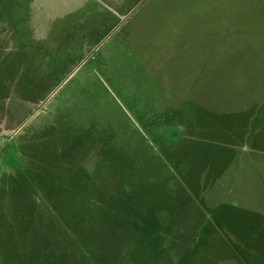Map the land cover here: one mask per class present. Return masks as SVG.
Listing matches in <instances>:
<instances>
[{"label":"rangeland","instance_id":"rangeland-1","mask_svg":"<svg viewBox=\"0 0 264 264\" xmlns=\"http://www.w3.org/2000/svg\"><path fill=\"white\" fill-rule=\"evenodd\" d=\"M101 6L109 12L91 19L102 12ZM233 16L235 27L227 30L226 20ZM74 18L80 21L81 31L91 24L115 26L100 42L91 43L90 49L83 47L86 55L63 76L69 61L63 68L52 64L50 69L42 58L17 61L24 47L38 53L45 52L40 50L43 45L55 48L50 35L63 20L66 29ZM124 23L127 36L117 33ZM58 32L64 39V31ZM169 37L178 40L172 56L166 47ZM238 37L242 38L237 45ZM216 38L222 40L220 46ZM32 39L35 44L30 47ZM187 46L195 56L193 66L209 69L207 77L202 80L198 74L175 93L168 92L169 85L163 82L170 104L148 119L139 117L146 114L149 101L140 94L142 86H137L139 93L126 100L137 139L131 135L111 150L101 147L99 188L104 193L111 182L116 185L111 180L112 169L121 165L131 190L134 187L137 193L135 198L141 197L145 171H137L136 153L143 147L148 156L164 158L172 170L168 192L158 189L156 204L162 210L148 214L149 227H153L149 216H159L155 225L162 232L151 238L143 264H264V103L257 112L248 111L264 94V0H0L1 239L33 241L42 236L47 244V224L57 228L62 215L72 226L74 214L85 222L90 209L85 201L87 187L80 182L84 173L69 145L61 147L59 141L57 145L54 136L67 128L71 110H82L94 98L93 81H102L117 95L120 78L114 79V75L115 70L121 71L119 65L126 68L124 60L135 66L146 64V71L153 74L157 71L153 55L161 63L181 67L187 62L183 58ZM51 48H47L49 55ZM204 55L208 59L202 62ZM92 67L96 78L88 76ZM131 71V79H140L135 67ZM15 85L37 99L15 95ZM191 97L198 98L210 114H199L187 101L176 116L179 102ZM94 100L97 102V96ZM247 115H255L252 123ZM147 120L150 124L144 126ZM45 137L47 140L42 139ZM44 142L48 143L44 146ZM104 148L109 153H102ZM207 152L210 169L203 180L210 178V186L194 195L181 177L189 183L195 181L202 154ZM169 158L178 160L179 174L167 163ZM146 165L149 175L152 169ZM215 173L218 176L213 180ZM110 224L105 222L102 231Z\"/></svg>","mask_w":264,"mask_h":264},{"label":"trees","instance_id":"trees-1","mask_svg":"<svg viewBox=\"0 0 264 264\" xmlns=\"http://www.w3.org/2000/svg\"><path fill=\"white\" fill-rule=\"evenodd\" d=\"M101 8L103 9L102 12L91 15V19L93 17H101L109 12V9L102 6ZM73 15L75 14L73 13ZM228 20L229 21L226 20L228 24L227 30H233L236 23V21H234V16ZM72 22L73 23H71V25L68 24V28H66L70 31L65 29L63 20L62 23L57 26L58 28L55 32H53L54 35H50L56 43L55 48L43 45L42 47L44 48H40V50L44 49L41 51L45 52L38 53L37 50L33 52L24 47L23 50L20 51V57L19 59L17 58V61L35 62L38 61V58H42V61L47 62L46 67L49 69L52 64L61 65L63 68L62 65H64V62L69 61L70 65L68 68L66 67L61 72L63 76L79 64L81 61H79L80 56L83 54L81 51L83 47L87 45L90 49L91 43L97 44L100 42L109 32L108 29L112 30L115 26L111 25L110 27L103 25L97 27L91 24L90 27L81 31L80 21L74 18ZM125 25L126 23L122 24L117 33L119 32L127 36V27H125ZM69 27H72V29ZM57 30L64 31V39L59 38V32ZM66 33L69 35L68 38H66ZM241 38L242 37H238L236 39L237 45L239 43L241 44ZM182 40L181 38V41ZM185 40L187 39L185 38ZM166 41H168L166 47L170 50V56H172V51L175 48L174 44L177 45L178 40L174 41L169 37ZM122 42L123 46H128V43ZM215 42L217 43L216 45L219 46L222 44L220 38H216ZM30 44V47L33 46L35 40ZM37 47H39L38 44H36V48ZM47 48H51L53 53L49 55V53H47L49 49ZM183 51V58L186 59L187 62H184L185 64H182L181 67L173 62H169L168 64L161 63L162 59L153 55L157 63V71L153 74L148 70L146 71V64L141 65L140 63L135 66L124 60L123 63L127 64L126 68H124L125 66L122 64L119 65L120 72H117L114 68L116 73L114 79L120 78L117 95H113L109 89L104 86L102 81L97 82V80H91L96 86L94 95L97 96V102L94 100V96L91 102L86 101L82 110L79 109L77 112L71 110V116L66 118L67 128L59 131L60 133L57 134L59 136H54L57 145L58 141L61 147L65 144L69 145L72 158L75 159L76 165L84 173L80 176L82 179L80 182L81 187H87L88 194L85 201L87 207L90 209L86 213L85 222L81 216L79 217L78 214H74L76 217L72 226L62 215L59 220L60 225L57 228H52L47 224L49 229L48 235L51 237H49V243L47 244L44 242L42 236L36 237L33 241H17L0 238L1 264H143L146 253L148 249H150L149 246L152 245L151 238L162 232L161 229L157 228L155 225L159 216L153 218L149 216L151 218L150 224H153V227H149L148 214L150 213L151 215L152 211L154 213L155 210L156 212L162 210V208L156 204V197L158 189H161L162 192H168L166 190L167 184L171 179V167L166 164L165 159L162 157H158L157 155L148 156L144 151L145 149L142 147L143 150L141 149L136 153L139 162L138 167L140 166V168L137 167V171H145L144 179H142L145 188L144 192L139 195L141 197L135 198L137 193L135 194L133 192L134 187L131 190L132 186L123 175V167L121 165H119L116 170H114L115 168L112 169L114 173L111 180H113L116 185L112 186L111 182L103 193L99 188L101 182L100 175L98 174L99 150H101V147H106L108 150H111L122 143L124 139H131L130 136H134V134L137 133L136 129L130 125L128 120L126 100L139 93L138 85L142 86V92L140 94H144L146 100L149 101L146 114H140L139 117L140 119L143 117L148 119L159 108L169 106L170 104L171 97L164 96L163 89L165 90V87L163 82L167 81V84L165 82V86L169 85V89H167L168 92L175 93L178 90L181 92L183 87L186 88L185 86L199 75V78L201 77L202 80L207 77L206 73L209 69L206 65L202 66V68L193 66L192 63L195 61V56H193L194 53L191 51V46H187ZM83 55L86 54L84 53ZM232 55L235 54L232 53ZM207 57L208 55L202 56L201 61L205 62L206 59H208ZM85 59L87 61L88 57H85ZM132 66L135 67L139 73L136 78L140 79L135 80L130 78ZM93 70V67L91 71L89 70V78L92 77L90 74L94 75L96 78V74ZM200 72L203 73V75ZM138 82L141 83L138 84ZM79 91H83L82 87L79 88ZM13 92H15L17 96H31L32 99H37L34 97V93H21L18 91V88H16V85ZM184 100L186 101L183 102ZM184 100L179 102L175 110L176 116L178 115L179 109L187 101L191 102V104L196 107L199 114H202L200 113L202 111L206 112V114H210V110L207 109V107L201 106L202 102L198 98L191 97ZM263 103L264 94L261 95L257 103H254L248 111L257 112ZM247 116L248 122L252 123L255 115ZM148 121L149 120L145 122L146 124H144V126H149L150 121ZM183 122L186 127L189 125L186 124L185 120H183ZM198 125L200 126L199 122ZM42 139L47 140V137ZM135 139L137 138L134 136V141H136ZM198 139H201L199 141L206 142V140L202 138ZM47 143L48 142H44V146ZM56 149H58V146H56ZM108 150L104 148L102 153H109ZM113 155L114 153L112 156ZM144 155L146 156V161L144 160ZM209 160L210 156L208 152L203 153L202 163L198 166L195 181H190L189 183L187 179L181 177L188 186V190L194 195H200L201 192L206 191L210 186V178L203 180V176L208 174L210 169ZM142 162L145 163V166L143 165L145 170H141ZM168 162L171 163L173 169L178 173V160H171V158H169L167 163ZM31 163L29 167L34 164ZM146 163L152 169H150L152 172L149 175L146 174ZM134 168L136 169V167ZM108 173H111V171H108ZM217 176L218 174L215 173L214 177H212L213 180H216ZM142 200H146L147 203L142 202ZM91 208L100 210L96 213ZM102 209L103 212L98 214ZM105 222L111 224L107 226V229L104 228L102 231V225L105 224ZM109 227H112L111 230Z\"/></svg>","mask_w":264,"mask_h":264}]
</instances>
